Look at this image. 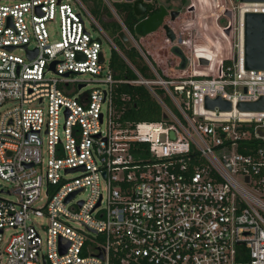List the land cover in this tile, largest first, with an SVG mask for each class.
<instances>
[{
    "label": "built area",
    "instance_id": "built-area-1",
    "mask_svg": "<svg viewBox=\"0 0 264 264\" xmlns=\"http://www.w3.org/2000/svg\"><path fill=\"white\" fill-rule=\"evenodd\" d=\"M69 1L0 0V178L16 195L0 198L2 264H264V68L244 57V15L264 2L238 1L237 26L215 22L207 51L164 66L168 78L148 59L154 78L132 68L138 79L123 81L145 85L166 115L133 121L103 72L102 38ZM217 96L231 109H206ZM261 97L262 110L237 107Z\"/></svg>",
    "mask_w": 264,
    "mask_h": 264
},
{
    "label": "trees",
    "instance_id": "trees-1",
    "mask_svg": "<svg viewBox=\"0 0 264 264\" xmlns=\"http://www.w3.org/2000/svg\"><path fill=\"white\" fill-rule=\"evenodd\" d=\"M90 7L93 14L100 20L106 31L116 40V49H112L110 55L109 67L113 78L118 81L115 85V100L119 105L124 106V117L133 121H156L161 119L163 115L162 106L153 96L150 90L143 84L129 83L123 80H137L138 76L132 68H134L144 79L154 78V74L150 70L146 59H148L165 77H169L164 66L182 65V61L186 60L188 52L183 49V46L176 47L172 44L170 47L171 56L163 59L159 56L160 48L163 43L169 44L163 29L159 28L151 34L144 37L135 33L134 27L136 23L144 16L153 14L159 11V0H151L146 3L147 11L145 15L137 17L132 11L130 2H115L116 10L120 13L123 23L129 32L133 35L137 45L127 44L122 42L118 33L123 29L120 23L111 17L108 12V7L103 0H83ZM182 5L189 8L185 0H182ZM104 3V5H103ZM170 8V7H169ZM181 14V12H180ZM193 12L187 10L182 13L187 21ZM181 16V17H182ZM145 42V46L141 43ZM171 43V42H170ZM177 48V49H176ZM186 62V61H184ZM154 91L168 106H172V101L162 88L155 87ZM124 97V100L122 98Z\"/></svg>",
    "mask_w": 264,
    "mask_h": 264
},
{
    "label": "rangeland",
    "instance_id": "rangeland-1",
    "mask_svg": "<svg viewBox=\"0 0 264 264\" xmlns=\"http://www.w3.org/2000/svg\"><path fill=\"white\" fill-rule=\"evenodd\" d=\"M63 1L65 2L66 0H63ZM80 1L84 4V6L88 10V12L91 14V16L95 18L98 24L102 27L105 34H107V36L113 42L112 44L108 39H106L104 36L101 35L98 28H96L94 24H92V20L90 16L85 11H83L79 5L75 4L74 0L69 1L71 6L74 8V10L81 12V16L84 20L85 27L87 31L90 32L92 37L102 38V52L105 58V61L103 63V67H104L103 72H106V70L109 67L110 55H111L112 49H116L117 47L116 40L114 39V37H112V35H110L106 31V29L103 27L100 20L93 14L88 4L83 0H80ZM159 1H160V4L164 5L168 10H179L181 13L186 12L187 10H191L193 12V14H191L190 16V18H192L190 21L185 20L186 19L185 15H183L180 18L177 17L179 21H176V25H177L176 28L180 36L177 34L178 37L176 41L171 42V43L169 42V44L164 42L163 46L160 45L161 48H160L159 56H161L163 59H166L167 56H171L170 47H172V44L179 45V46L181 45L183 46V49L185 51H189L187 54L188 58H190V56L200 55V50L207 51V49L209 48V43L206 40H204L202 34H204L205 32H211V29L213 28L215 22H217L220 26H228L230 22L237 26L238 15L240 11H242L245 8L244 5L239 4L238 0H185V2L187 3L186 5L189 6L188 9H187V6L185 7L182 5V2H181L182 0H159ZM115 2H118V0H111V3L116 9L115 4H114ZM1 3L3 2L1 1ZM107 10L110 13L109 15L114 18L112 11L110 9H107ZM118 14L120 13L118 12ZM171 21L168 24L172 25L173 23ZM181 24H184L183 26L184 28H181ZM48 27H49L50 40L52 42L55 40H59L60 39L59 25L57 23H50L48 24ZM189 27H191L190 30L188 29ZM195 32L199 33L198 37L194 35ZM189 39L191 43L188 42ZM144 43L145 42L143 41L141 44L145 46ZM127 44L132 45V44H135V42L129 39L127 41ZM15 53L18 55H23V52L20 49H16ZM203 59H206V58H203ZM47 75L52 76V74L50 73H48ZM71 77L79 78L81 80H91V76L88 73L79 74V75H76L74 73ZM92 84L93 83L89 82L86 89L91 88ZM67 88L71 90L72 84H70ZM62 121H63V117L61 116L60 123H62ZM43 157H44L43 165H45V161L47 159V152L45 148L43 150ZM102 187H104L103 183H102ZM11 189H12V184L0 178V198L16 201V195L13 193L7 192ZM85 195H86L85 192H83L80 194L79 197L84 198ZM44 200L45 199H43L42 202H38L37 206H40L41 204H43ZM35 221L38 223H46L45 219H40V218H36ZM6 237H7V233L5 234V238ZM3 246L4 244L0 245V251H2ZM4 257L5 255L0 256V264L3 263Z\"/></svg>",
    "mask_w": 264,
    "mask_h": 264
},
{
    "label": "water",
    "instance_id": "water-1",
    "mask_svg": "<svg viewBox=\"0 0 264 264\" xmlns=\"http://www.w3.org/2000/svg\"><path fill=\"white\" fill-rule=\"evenodd\" d=\"M131 2L132 11L135 16L141 17L145 15L147 11L146 3L151 0H126ZM239 2H264V0H238ZM179 10H168L164 5H159V11L153 14L142 17L135 25V33L139 36H146L156 31L164 22L166 17L170 20H175L179 16ZM167 27V26H166ZM119 38L122 42H127L129 37L124 30L118 33ZM167 36L169 39L174 40L175 36L172 31L168 30ZM191 43V41H190ZM25 47V46H24ZM28 57L31 59L32 52H28ZM244 57H245V68L246 69H262L264 68V14L247 12L244 15ZM103 61V56L100 54V62ZM200 62L207 63L206 59L201 58ZM55 62L52 63V67ZM82 85H79L81 88ZM204 106L206 109H214L217 107L221 111L231 109V103L227 100L222 99L220 96L216 98L204 99ZM237 107L240 110H262L263 109V97L255 102H240ZM166 115L163 114V117ZM31 166V164H27ZM105 175V173H103ZM76 192L71 193L65 200L68 202ZM60 250L64 252L68 247V242L60 240Z\"/></svg>",
    "mask_w": 264,
    "mask_h": 264
},
{
    "label": "flooded vegetation",
    "instance_id": "flooded-vegetation-1",
    "mask_svg": "<svg viewBox=\"0 0 264 264\" xmlns=\"http://www.w3.org/2000/svg\"><path fill=\"white\" fill-rule=\"evenodd\" d=\"M179 12H180V11H179ZM181 16H182V13H181V14L179 13V16H177V17L180 18ZM177 17L175 18V20H172V21L169 19V17H166L165 20H164V22H163V24L159 27V28L163 29V31H164V33H165V35H166V32H165V30H164V28H163V25H165V24L169 25V26L173 29V31H174V33H175V35H176V38H175L174 41L177 40V37H178L177 34L180 36V34H179V32H178V30H177V28H176V27H177V25H176V21H179V19H178ZM169 20L173 23L172 25H171V24H168V23L170 22ZM186 22H187V21H186ZM159 28H158V29H159ZM175 30L177 31V33H176ZM166 37H167V36H166ZM180 38H181V37H180ZM167 39H168V38H167ZM168 40H169V39H168ZM169 41H170V40H169ZM174 41H170V42H174ZM175 46L178 47L177 45H175ZM176 49H177V48H176ZM187 52H189V51H187Z\"/></svg>",
    "mask_w": 264,
    "mask_h": 264
},
{
    "label": "bare ground",
    "instance_id": "bare-ground-1",
    "mask_svg": "<svg viewBox=\"0 0 264 264\" xmlns=\"http://www.w3.org/2000/svg\"><path fill=\"white\" fill-rule=\"evenodd\" d=\"M167 26V27H166ZM163 28H164V30H165V32H166V36H167V33H168V30L170 31H172V33L174 34V36H175V38H176V35H175V33H174V31H173V29L169 26V25H167V24H165V25H163ZM153 33V32H152ZM151 34V33H150ZM167 38H168V36H167ZM175 38H174V40H175ZM169 39V38H168ZM170 41H174V40H171V39H169Z\"/></svg>",
    "mask_w": 264,
    "mask_h": 264
}]
</instances>
